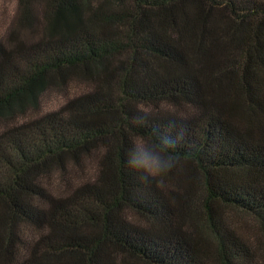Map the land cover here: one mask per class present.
Listing matches in <instances>:
<instances>
[{"label": "trees", "instance_id": "obj_1", "mask_svg": "<svg viewBox=\"0 0 264 264\" xmlns=\"http://www.w3.org/2000/svg\"><path fill=\"white\" fill-rule=\"evenodd\" d=\"M17 1L0 264H264V0ZM181 130L166 175L126 167L131 136Z\"/></svg>", "mask_w": 264, "mask_h": 264}, {"label": "clouds", "instance_id": "obj_2", "mask_svg": "<svg viewBox=\"0 0 264 264\" xmlns=\"http://www.w3.org/2000/svg\"><path fill=\"white\" fill-rule=\"evenodd\" d=\"M133 124L143 127L144 117H133ZM182 130L175 134L170 132L157 133L149 138L143 134L130 137L125 151L126 167L138 173L144 181H154L166 175L177 164L173 150L182 139Z\"/></svg>", "mask_w": 264, "mask_h": 264}, {"label": "rangeland", "instance_id": "obj_3", "mask_svg": "<svg viewBox=\"0 0 264 264\" xmlns=\"http://www.w3.org/2000/svg\"><path fill=\"white\" fill-rule=\"evenodd\" d=\"M48 4V0H36L37 10L39 12V16H43L44 7ZM18 15V1L17 0H0V40H5L8 37L9 31L14 28L15 20ZM19 39L25 40L29 36V32L25 28H18ZM17 32V31H16ZM11 43H15V40L10 39ZM76 82L79 80H72L70 82V86L72 85V91L76 90V87H73ZM83 83V82H82ZM84 85V83L82 84ZM67 92L64 90L62 85L53 84L46 91L42 92L41 105L39 109H33L32 112L35 114L37 111L38 114H44L47 112H53L63 109L64 103L66 101ZM20 113V112H19ZM26 119V118H25ZM23 121V120H22ZM56 178V174H54V179ZM194 218H197L196 215H193ZM202 222L203 220L200 219Z\"/></svg>", "mask_w": 264, "mask_h": 264}]
</instances>
